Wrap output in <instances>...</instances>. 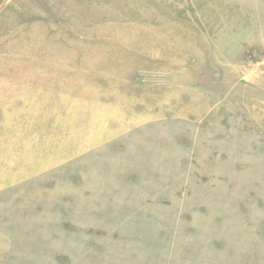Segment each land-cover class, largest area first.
I'll return each instance as SVG.
<instances>
[{"label":"rangeland","instance_id":"obj_1","mask_svg":"<svg viewBox=\"0 0 264 264\" xmlns=\"http://www.w3.org/2000/svg\"><path fill=\"white\" fill-rule=\"evenodd\" d=\"M0 264H264V0H0Z\"/></svg>","mask_w":264,"mask_h":264}]
</instances>
